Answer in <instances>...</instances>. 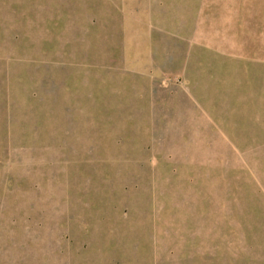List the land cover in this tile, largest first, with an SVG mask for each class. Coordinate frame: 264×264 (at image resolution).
I'll list each match as a JSON object with an SVG mask.
<instances>
[{
    "label": "rangeland",
    "instance_id": "1",
    "mask_svg": "<svg viewBox=\"0 0 264 264\" xmlns=\"http://www.w3.org/2000/svg\"><path fill=\"white\" fill-rule=\"evenodd\" d=\"M0 264H264V0H0Z\"/></svg>",
    "mask_w": 264,
    "mask_h": 264
}]
</instances>
